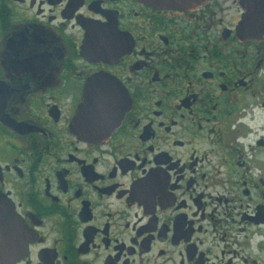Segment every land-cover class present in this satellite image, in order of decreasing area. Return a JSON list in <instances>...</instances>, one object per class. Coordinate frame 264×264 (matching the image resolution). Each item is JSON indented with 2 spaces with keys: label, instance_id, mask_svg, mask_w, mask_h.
Wrapping results in <instances>:
<instances>
[{
  "label": "flooded vegetation",
  "instance_id": "af4514ba",
  "mask_svg": "<svg viewBox=\"0 0 264 264\" xmlns=\"http://www.w3.org/2000/svg\"><path fill=\"white\" fill-rule=\"evenodd\" d=\"M249 15L264 0H0V264H264Z\"/></svg>",
  "mask_w": 264,
  "mask_h": 264
},
{
  "label": "water",
  "instance_id": "95a60500",
  "mask_svg": "<svg viewBox=\"0 0 264 264\" xmlns=\"http://www.w3.org/2000/svg\"><path fill=\"white\" fill-rule=\"evenodd\" d=\"M142 1L163 9L165 8V9L189 11L199 7L207 0H142ZM243 26H245L248 30H254V29L256 30V29H260L261 26H264V22L256 21L249 15V17H247L246 21L243 23ZM82 113L83 110H81L78 114L77 119L79 122L83 116ZM15 259L16 258L12 260L14 263H16L17 261Z\"/></svg>",
  "mask_w": 264,
  "mask_h": 264
}]
</instances>
